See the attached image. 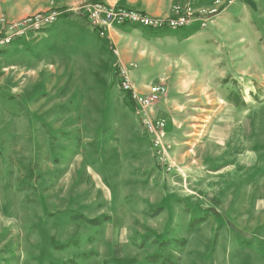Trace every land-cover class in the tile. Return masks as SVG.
Masks as SVG:
<instances>
[{
	"label": "rangeland",
	"instance_id": "1",
	"mask_svg": "<svg viewBox=\"0 0 264 264\" xmlns=\"http://www.w3.org/2000/svg\"><path fill=\"white\" fill-rule=\"evenodd\" d=\"M87 1L37 0L57 22L0 52V264H264V0L132 73L166 87L165 166Z\"/></svg>",
	"mask_w": 264,
	"mask_h": 264
},
{
	"label": "built area",
	"instance_id": "2",
	"mask_svg": "<svg viewBox=\"0 0 264 264\" xmlns=\"http://www.w3.org/2000/svg\"><path fill=\"white\" fill-rule=\"evenodd\" d=\"M235 0H214L210 5L203 6L199 0H191L184 5H175L169 15L155 16L145 12L111 5L107 0H89L78 7V10L87 18L90 26L105 36L110 28L124 24L156 30H179L189 27L198 21L200 28H207L226 6ZM58 10L37 12L26 17L10 20L5 15H0V52L2 48L21 42L32 33H38L54 25L59 18ZM137 65L119 66L117 71L118 82L123 92L133 101L140 114L145 132L151 138L154 150L161 165L166 162L163 143L166 137V122L164 119H153L149 112L158 100L166 93V87L157 84L142 93L132 80V71ZM168 169L170 167L168 166Z\"/></svg>",
	"mask_w": 264,
	"mask_h": 264
},
{
	"label": "crops",
	"instance_id": "3",
	"mask_svg": "<svg viewBox=\"0 0 264 264\" xmlns=\"http://www.w3.org/2000/svg\"><path fill=\"white\" fill-rule=\"evenodd\" d=\"M47 1L53 4L71 5L75 4L78 0H58L56 2L55 0H43V3ZM201 1L207 2L204 6L210 5L208 3L210 1ZM107 2L114 6L133 8L150 15L166 16L169 15L175 5L187 2V0H107ZM38 3L37 0H0V14H4L5 12L9 19H20L32 12L38 11L40 8ZM193 25L200 26L198 21H194ZM50 28L51 26L40 33H47ZM174 31L170 29L156 30L135 24H124L110 28L103 37L97 30L94 32L101 36L103 39L102 45L106 49L108 48L109 51L116 52L117 58L115 62L118 66H129L133 64L137 65L135 69L137 70L140 65L142 66L145 59H147L146 57H153L156 48H160L161 45L164 47L167 42L175 37ZM36 34L32 33L29 37ZM61 34L63 33H58L59 36ZM25 40L15 43L16 46Z\"/></svg>",
	"mask_w": 264,
	"mask_h": 264
}]
</instances>
